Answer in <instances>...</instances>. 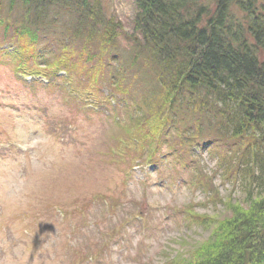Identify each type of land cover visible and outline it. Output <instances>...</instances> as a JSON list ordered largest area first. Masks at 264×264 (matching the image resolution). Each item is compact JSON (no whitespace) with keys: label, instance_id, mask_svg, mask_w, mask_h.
I'll list each match as a JSON object with an SVG mask.
<instances>
[{"label":"rangeland","instance_id":"1","mask_svg":"<svg viewBox=\"0 0 264 264\" xmlns=\"http://www.w3.org/2000/svg\"><path fill=\"white\" fill-rule=\"evenodd\" d=\"M99 1L104 14L130 31L135 0ZM28 39L6 38L0 29V47L41 44ZM80 44L98 64L83 81L95 83L100 71L111 78L102 69L108 59L95 56L92 43ZM76 53L71 56L88 62ZM13 66L0 59V264H91L90 258L94 264H176L208 243L231 207L246 209L245 182L226 177L216 154L198 148L188 157L200 168L196 174L207 176L205 186L195 173L178 176L191 170L154 172L148 142L161 126L153 115L142 124L136 115L119 123L116 116L95 117L58 91H27L15 75L18 63ZM100 84L112 88L111 81ZM47 120L65 132L49 130ZM18 142L30 152L21 154ZM56 205L65 213L55 214ZM97 252L107 253L101 262Z\"/></svg>","mask_w":264,"mask_h":264},{"label":"trees","instance_id":"2","mask_svg":"<svg viewBox=\"0 0 264 264\" xmlns=\"http://www.w3.org/2000/svg\"><path fill=\"white\" fill-rule=\"evenodd\" d=\"M135 7L127 31L99 0H0V27L43 45L31 49L34 65L67 57L93 69L80 42L92 43L110 62L102 69L111 78L100 71L98 79L131 105L125 117L159 122L148 147L160 177L179 167L191 171L178 176L195 173L208 184L188 162L200 148L219 157L226 177L242 178L246 209L231 207L208 243L179 264H264V0H135Z\"/></svg>","mask_w":264,"mask_h":264}]
</instances>
